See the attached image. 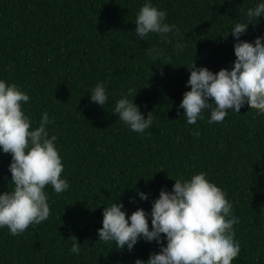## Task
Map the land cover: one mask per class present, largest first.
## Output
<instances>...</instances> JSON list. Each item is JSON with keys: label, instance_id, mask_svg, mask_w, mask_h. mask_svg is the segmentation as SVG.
Wrapping results in <instances>:
<instances>
[{"label": "trees", "instance_id": "16d2710c", "mask_svg": "<svg viewBox=\"0 0 264 264\" xmlns=\"http://www.w3.org/2000/svg\"><path fill=\"white\" fill-rule=\"evenodd\" d=\"M151 2L166 12L165 22L176 25L179 37L136 36L135 18L145 0H0V79L29 95L22 110L32 128L48 113L47 131L57 137L64 166L61 178L69 183L60 194L46 186V221L18 236L0 228V264L146 261L159 252L154 241L141 240L128 251L98 240L103 206L122 203L128 216L138 208L150 213L162 188L171 191L175 180L201 172L239 219L233 228L240 254L232 264H264V115L245 108L216 126L205 110L189 125L178 111L191 90L185 85L192 61L213 73L231 71L234 42L231 34L223 36L264 0ZM260 38L264 21L252 25L241 43ZM151 48L159 53L149 55ZM97 84L109 96L104 107L88 96ZM129 88L138 92L134 103L145 118L154 116L143 134L113 115ZM10 162L11 155L0 152V194L14 187ZM72 238L81 246L79 255L69 252Z\"/></svg>", "mask_w": 264, "mask_h": 264}, {"label": "clouds", "instance_id": "9594fccd", "mask_svg": "<svg viewBox=\"0 0 264 264\" xmlns=\"http://www.w3.org/2000/svg\"><path fill=\"white\" fill-rule=\"evenodd\" d=\"M166 15L151 0H145L135 18L136 36L141 40L150 33L162 38L170 33L179 37L176 25L165 22ZM261 21L264 3L247 11L245 22L236 23L223 36L231 34L234 42L235 64L231 71L213 73L192 61L185 85L191 90L183 94L178 108L183 110L187 124L195 125L205 110L210 112L209 125L216 126L222 125L229 113L239 115L245 108L264 115V38L253 44L241 43L250 27ZM175 47L182 51L184 46L177 43ZM158 53L156 48L148 50L149 55ZM137 94L135 88L122 93L113 105V115L130 131L143 134L152 126L154 116L148 113L145 118L140 112L134 103ZM88 96L100 107L109 100L103 84H97ZM29 100L17 85L0 79V152L11 155L8 172L14 186L12 191L0 194V228L6 227L12 236L49 218L46 186L57 194L69 188L68 181L61 178L64 166L55 144L57 137L49 136L47 131L51 123L48 113L42 115L38 127L32 128L22 110ZM137 195L142 201L148 200L145 193ZM123 209L122 203L103 206L98 240L128 251L141 240L160 246L158 253H152L146 261L137 259L135 264H232L240 254L233 228L239 219L233 214V205L203 172L175 180L171 191L162 188L152 201L150 213L138 208L128 216ZM72 241L69 252L79 255L81 246L75 238Z\"/></svg>", "mask_w": 264, "mask_h": 264}]
</instances>
